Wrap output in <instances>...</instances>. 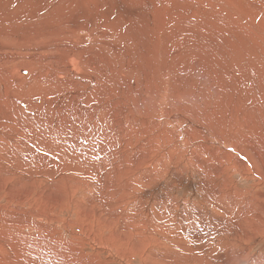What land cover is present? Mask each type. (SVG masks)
<instances>
[{
    "label": "bare ground",
    "instance_id": "bare-ground-1",
    "mask_svg": "<svg viewBox=\"0 0 264 264\" xmlns=\"http://www.w3.org/2000/svg\"><path fill=\"white\" fill-rule=\"evenodd\" d=\"M31 1L0 0V155L2 157L0 184L9 176L24 173L27 170L25 165L33 155L43 158L49 156V159L59 157L56 171L53 169L45 171L46 175H49L47 180L50 182L64 175L62 173L65 169L71 171L72 175L79 176V179L84 178V171L93 173L97 166L79 164L78 161L89 155H104L109 152L119 154V152L128 153L126 150H131L132 153L152 150L160 156L157 157L156 163L164 165L168 161L165 154L176 150L175 146L171 147L165 141L169 133L166 129L169 125L167 116L169 112L170 114L177 112L176 114L179 115L182 111V108L178 109V103L172 106L169 96L164 98L162 94L168 87L172 89L179 82V78H169V73L173 71L178 74L196 71L205 75L207 86L209 85L213 92L218 93L226 89L231 98L237 95L240 98L245 97V103L241 105L251 106L248 112L252 113L256 110L264 121V45L259 35L264 34V0H233L234 7L229 6V9L221 5L223 0H55L56 7L52 5L50 10L56 8L63 9L61 12L71 10L69 11L71 15H75L74 20L71 21V31L85 29L88 33V35L75 32L71 35L65 34L63 39H67V43L63 40L62 44H58V39L56 42L47 41L38 44L35 37L25 35V29L18 27L20 25L13 28L19 24L18 12L23 9L21 7ZM208 1L213 3L210 4ZM61 4L62 8L57 7ZM188 4L194 5L195 9ZM80 7L83 10H78ZM81 11L82 16L77 14ZM89 14L91 16L85 18ZM28 19L32 22L36 20L30 17ZM91 25L95 28L90 29ZM58 26L59 24L56 23L54 26L52 22L46 23L44 36L46 37L48 32L58 35ZM14 45H18L19 49H13ZM14 50L19 51L21 55L23 51L24 55L30 58L31 63L36 62L41 56L46 60V64L42 63L43 66L37 68L13 65L19 59V54L13 53ZM45 50H56V55L60 56L44 58L42 52ZM183 66L189 69L174 70ZM239 82L258 83L259 86H254L251 91L248 89L243 95L239 89H231ZM179 93L185 96L188 93L193 94L194 91L191 92L186 84ZM253 93L255 98L248 99ZM196 97L198 96H193ZM197 107L198 110L201 109L200 105ZM172 108L175 111H172ZM178 115L174 118L175 123L182 128L185 121ZM235 120L236 118L233 117L232 121ZM228 122H231L228 116L217 120L220 126ZM249 122L251 124L247 122L248 127H263L252 131L256 136H264V122L263 124L253 120ZM223 128L217 131L225 137L227 133ZM133 133L137 136L135 141H133ZM198 143V140L191 143L188 161L198 163L199 170L210 180V176L215 173L221 175L222 170L219 172L217 168H213L214 165L212 167L202 161L201 151L205 154V158H208L209 154L207 149L201 150L204 147L200 149ZM252 150L257 158L261 159L259 157L264 154V149ZM146 153L144 155H147ZM161 156H165L162 161ZM231 156L230 153L222 152L217 160ZM242 156L248 161L246 153H242ZM147 160L143 157L138 161L140 169ZM169 161L172 162V159L169 158ZM239 161L247 162L240 159ZM103 167L99 168H107V172L111 169L107 164ZM40 171L22 174L19 180L9 185L7 191L14 193L17 189L27 190L31 187L30 180L34 179L32 177L43 178ZM119 173L113 169L111 175L107 176L109 180H105L103 175L100 177V189L105 190L103 195L108 191L102 184L110 180L116 182L117 185H113L115 189L116 186H120L119 190H124ZM112 191L111 188L110 192ZM214 191L213 189L211 192ZM216 197L218 198V195ZM93 199L96 201L95 197ZM116 199L120 200L121 197ZM221 201L223 203V200ZM215 202L219 203V200ZM217 206L218 208L214 210L216 214L226 215L227 212H232L235 219L234 223L216 221L219 225H224V222L226 224L224 227L221 226L222 229L219 227L222 230L219 234L223 236L228 233L224 241L218 238L213 245L211 242L205 245L200 242L203 236L196 235L195 232L193 238L190 233L189 238L192 241L185 234L180 237V241L173 237L174 240L171 239L170 242L167 237V243L174 244V250L178 249L176 251L178 257L186 259V264H227L228 260L242 258L235 256L238 253V238H242L243 233V236L249 239L247 230L251 225L261 221L256 212L262 206L256 202L238 199L231 201L230 205L219 203ZM213 214L206 215L210 218L211 224L213 219L219 220ZM112 217L118 219L116 214ZM17 235L19 236L20 233ZM19 240L21 241V238ZM234 240L235 242L231 243ZM48 253L46 258L50 257L51 252ZM247 254L245 252L244 257Z\"/></svg>",
    "mask_w": 264,
    "mask_h": 264
},
{
    "label": "rangeland",
    "instance_id": "rangeland-1",
    "mask_svg": "<svg viewBox=\"0 0 264 264\" xmlns=\"http://www.w3.org/2000/svg\"><path fill=\"white\" fill-rule=\"evenodd\" d=\"M54 1L32 0L25 4L21 7L23 9L18 12L20 17L19 24L13 28L20 25L18 27L25 29V35L35 37L38 44L47 41H50V43H52L51 41L56 42L57 39L58 44H62L63 40L65 42L67 40L63 39L64 35H71L74 32L88 35L85 29H77L78 31L74 30L72 32L71 21L74 20L75 15H71L69 12L71 10L63 11L64 13L61 12L63 9L50 10L52 5L56 7ZM232 1L223 0L221 5L229 9V6L234 7ZM208 3L212 4L213 1H208ZM188 5L195 9L194 5ZM57 7L62 8L63 6L61 4ZM78 10H83V8L80 7ZM77 14L83 15L82 11L77 12ZM90 16L89 14L85 18ZM28 17L36 20L32 22ZM51 22L53 26L55 23L59 24L58 35L48 32L45 37L43 33L46 23ZM94 28L95 26H90V29ZM259 35L264 45V34ZM51 36H60L62 38H50ZM13 49H19L18 45H14ZM55 51L45 50L42 52L43 57L48 59L60 56L56 55ZM18 52L16 50L13 51V53L19 54V59L13 65L20 64L37 68L43 66L42 63L46 64V60H43L41 56L36 62L31 63L30 58L28 59L23 51V55ZM177 69L184 71L189 68L183 66L174 70ZM193 72L186 71L180 74L174 71L170 72L169 78H179V82L176 83L177 86H171L172 89L168 87L162 93L164 98L169 96L172 106L178 103V106L176 105L178 109L182 108L179 115L176 114L177 112H172L171 114L169 112L167 116L169 125L166 126V129L169 133L165 137V141L171 147L175 146L176 150L168 151L165 154L168 160L164 163L165 166L156 163L157 157L160 156L152 150H146L147 153L146 151L132 153L131 150H126L128 153L119 152L117 154L109 152L104 155H87L88 157H84L78 163L97 166L93 173L84 171V178L79 179V176L72 175L71 171L65 169L62 173L64 175L56 177L53 182H50L47 180L49 175H46L47 172L45 171H47L46 169H53L54 171L59 165V157L58 159H49V156L43 158L42 156L33 155L34 158H29L28 164L25 165L27 170L24 173L41 170L40 172L44 179L34 176L32 177L34 179L30 180V188H27V190L17 189L18 192L15 190L14 193L13 191L8 192L7 189L10 184L19 180L24 173L21 172V174L7 177L10 179L9 181L5 180L7 178L2 180L0 184V264H186V259L178 257L176 252L178 249L174 250V244L169 243L174 239L180 241V237H183L184 234L190 239L189 236L191 237L190 233H192L193 238L194 232L196 235L203 236L200 242L205 243V245L208 242L213 245L218 238L224 241L228 233L222 236L219 231H222V227L226 226V224L224 222V225H219L216 221L222 220L234 223L235 221L233 220L235 219L232 216V212H227L226 215H218L214 210L218 208L217 205L219 203L230 205L231 201L237 199L259 203L262 208H257L258 211L256 213L261 221L259 223L254 221L256 225H251V228L247 230L249 239L245 238L243 233L241 234L242 238H238V253L235 256H242V258L228 260L227 264H264V154L259 157L261 159H258L252 150L253 148L260 151L264 149V136H256L252 131L255 128L263 127H248L251 124L249 120L260 124H263L262 122L264 121L256 110H253L252 113L248 112V108L251 106L245 104L246 106L244 107L241 105L245 103V97L240 98L237 95L231 98L229 96L230 93L226 89L215 93L210 89L209 85L207 86L208 83L205 80L207 77L205 75H201L196 71ZM186 84L190 87L191 92L194 91L193 94L188 93L184 96L179 93V90L183 91ZM237 84L232 86L231 89H239L243 95L248 89L259 86L258 83L246 84L239 82ZM199 85L202 86L199 87ZM207 90L209 93H207ZM169 93L173 98L170 97ZM179 94L182 97L184 96L183 99ZM193 96L198 97L193 98ZM251 98H255L254 93L248 99ZM188 100L189 102L187 103ZM193 102L196 103L194 104ZM197 105H200L201 109L198 110ZM172 111L175 110L172 108ZM176 115L181 120L184 119L185 124H188H183L182 128L177 126L174 119L177 118L175 117ZM225 116H228L231 122L225 123L226 125L221 124V126L217 124V120H221ZM252 116L253 118H251ZM233 117L236 118L235 121H232ZM222 128L226 129L227 136L225 137L217 131V129ZM130 129L129 127V131ZM135 140H137V136L133 133V141ZM197 140L200 143L199 148L204 147L201 150L207 149L208 154L211 156L209 157L208 155V158H205V154L201 151V154H203L202 161L210 164V166L214 165L212 167L217 168L219 172L222 170L220 172L222 173L221 175L218 176L215 173L210 176V180L199 170L198 163L188 161V153L191 154V143ZM222 152L230 153L232 158H222L218 161V156ZM145 153L147 155H144ZM160 153L162 154L163 152ZM242 153H246L248 161L242 156ZM143 157L148 160L140 169L138 161ZM161 157L162 161L165 156ZM169 158L172 159V162L169 161ZM0 159H2L1 155ZM239 159L247 162H240ZM69 163L71 164V160H69ZM106 164L109 165L108 168H111L108 169V172L107 168L100 169L104 168L103 165ZM155 164H157V167ZM159 165L162 166L160 167ZM113 169H116L118 173L120 172L121 186L124 190H119L120 186H116L117 189H115L113 185H117L116 182L110 180L104 184L101 183L104 187H107L108 191L106 195H103L105 190L101 191L100 189V177L103 175L104 177H102L106 178L105 180H109L108 177ZM94 172L97 173L95 174ZM104 179L102 180L105 181ZM111 188L113 189L112 192H110ZM212 188L215 190L214 192H211L213 191ZM214 194L218 195V198ZM94 197L96 201L93 199ZM120 197V200L116 199ZM215 197L216 200H219V203H217L218 201L215 202ZM212 198L215 200L214 202ZM221 200H223V203H221ZM254 208L256 207L254 206ZM115 214L118 216L117 220L112 217ZM208 214H213L219 220L213 219L212 224L209 223L210 218L206 216ZM217 225L219 226L217 227ZM18 233H20L19 236L17 235ZM168 234L169 236H166ZM167 237L168 241H170L169 243H167ZM20 238L21 241L19 240ZM190 240L192 241V239ZM234 242L235 240L231 243ZM190 244L194 243L190 242ZM48 251L51 254L49 258H46L49 255ZM245 252L248 254L244 257Z\"/></svg>",
    "mask_w": 264,
    "mask_h": 264
}]
</instances>
